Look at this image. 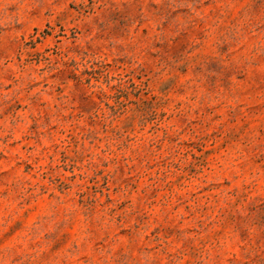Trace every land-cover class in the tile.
I'll use <instances>...</instances> for the list:
<instances>
[{"label": "rangeland", "instance_id": "obj_1", "mask_svg": "<svg viewBox=\"0 0 264 264\" xmlns=\"http://www.w3.org/2000/svg\"><path fill=\"white\" fill-rule=\"evenodd\" d=\"M0 264H264V0H0Z\"/></svg>", "mask_w": 264, "mask_h": 264}]
</instances>
